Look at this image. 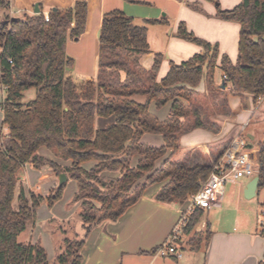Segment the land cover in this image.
Wrapping results in <instances>:
<instances>
[{
  "label": "trees",
  "instance_id": "obj_1",
  "mask_svg": "<svg viewBox=\"0 0 264 264\" xmlns=\"http://www.w3.org/2000/svg\"><path fill=\"white\" fill-rule=\"evenodd\" d=\"M9 5L10 0H0V86L4 93L0 110L6 129L0 146V264H48L39 241L21 242L19 238L28 225H34L44 201L50 208L61 198L66 183L47 198L34 192L27 196L22 188L15 198L18 173L26 164L35 170L48 166L55 175L65 173L76 183L72 202L80 203L78 219L84 234L80 237L73 231L74 239H70L69 228L63 229L54 264H81V251L92 229L105 221L116 222L149 187L165 182L154 200L183 204L208 180L230 141L220 150L214 149L218 153L211 159L193 153L172 161L181 135L203 127L201 97L214 96L222 103L227 94L249 95L254 103L264 98V0H242L232 10H217L218 19L240 25L235 63L219 55L217 45L197 38L179 23L176 37L201 47L202 52L178 65L170 62L160 79V55L154 56L148 70L140 66L138 58L149 53L147 25H166L165 20L135 25L120 11L105 14L96 77L80 80L73 77L74 60L66 54V42L68 38L78 40L84 33L86 2L52 10L48 21L40 13L11 17ZM217 64L225 77L224 89L211 88ZM202 79L206 84L203 94L196 91ZM30 90L35 91L34 99L23 103ZM151 102L157 109L171 102L164 120L149 113ZM110 117L111 124L95 128L96 119ZM144 134L161 136L163 145L142 143ZM257 147L258 196L264 192V135ZM41 148L69 161L70 166L62 169L45 159L38 154ZM134 157L137 161L132 167ZM91 161L95 165L83 169ZM104 172L119 176L106 177ZM205 211L194 208L183 228L182 237H189L191 251L202 244L206 248L210 240L208 225L203 232L197 231ZM64 225L71 227L70 222Z\"/></svg>",
  "mask_w": 264,
  "mask_h": 264
},
{
  "label": "crops",
  "instance_id": "obj_2",
  "mask_svg": "<svg viewBox=\"0 0 264 264\" xmlns=\"http://www.w3.org/2000/svg\"><path fill=\"white\" fill-rule=\"evenodd\" d=\"M77 1L86 2L87 19L85 31L81 37L78 40L68 38L66 42V54L74 60L73 77L75 79H94L96 77L98 39L102 18L112 11L122 12L131 18L135 25H144L147 20H165L167 22L166 25H147L146 38L149 53L138 58L140 66L144 70H148L155 55L162 57L158 79L167 73L170 62L178 65L202 52L201 47L176 37L179 23H184L188 32L197 38L217 45L219 55H226L233 63L236 61L240 25L222 21L216 17V14L218 9L221 11L232 10L242 0H216L218 4L207 0H10L8 11L14 18H22L24 15H35L33 12L37 6L40 14L47 15L52 10L72 8ZM223 82V75L217 64L213 72L211 88L220 87L222 89ZM205 89L206 84L202 79L196 91L203 94ZM225 91L228 93L229 88H226ZM136 100L142 102L144 99L136 98ZM223 101L220 106L216 104V107L207 110L206 115L200 112L203 127L184 132L181 135L179 149L172 156V161H180L193 153H197L202 159H211L218 152H211L208 147L231 141L240 135H244L248 145L254 149L255 143L258 144L263 133L259 128L260 120L252 125L250 118H253L263 106L264 98L254 103L249 95L227 94ZM170 106L171 102L163 108L157 109L155 103L151 102L149 113L162 121L167 117ZM0 115L2 119L1 110ZM1 131H4L3 125L0 128ZM154 141L157 142V147L163 145L159 135L144 134L141 138L142 143L152 147H155L152 143ZM255 150L258 152L257 145ZM45 151L39 150L38 154L55 161L64 169L70 166L68 163L57 161L51 152L46 149ZM164 159L157 162L156 168L161 165ZM136 161L137 157H134L131 163L132 167L135 166ZM93 164L95 165V162ZM26 166L29 165L24 166V173L30 171L25 169ZM43 169L45 171L41 173L39 180H50L49 193V190L57 185L56 177L45 167L41 170ZM103 175L112 178L119 176V174L111 172H104ZM251 180L246 183H232L237 185L236 190L228 195V200L224 191L220 205L213 209L220 213L229 211V204L235 197L238 201L243 199L246 186ZM164 184L165 182L149 187L138 202L131 206L116 222L105 221L93 228L81 251V264L264 263V225L261 224L259 229L248 214L240 209L235 211L236 213L228 225L225 223L214 231L208 227L211 237L203 251L186 250L182 245H178L183 255L179 260L161 258L152 254L151 252L166 240L177 220L189 206V201L183 204L156 202L154 196ZM261 193L263 199L264 192ZM200 229L198 228L197 231ZM31 243H35V241H31Z\"/></svg>",
  "mask_w": 264,
  "mask_h": 264
},
{
  "label": "rangeland",
  "instance_id": "obj_3",
  "mask_svg": "<svg viewBox=\"0 0 264 264\" xmlns=\"http://www.w3.org/2000/svg\"><path fill=\"white\" fill-rule=\"evenodd\" d=\"M217 2V1H216ZM216 4V3H215ZM218 4V2H217ZM186 27V26H185ZM35 91L30 90L24 95L23 103H26L32 99H34ZM4 98V93L0 87V102ZM201 105H203L201 112L204 113L203 115L207 114V110L212 109V107H216L218 104L219 106L222 104L221 99L214 98V96L207 95V97H201ZM205 104V106H204ZM163 108V107H162ZM252 125L256 124L255 122L260 120L259 128L261 129L263 135H264V104L260 108V110L257 112V114L252 118ZM113 122V117L110 118H99L96 119L95 122V128L101 129L105 127L108 124H111ZM3 125L1 115H0V128ZM6 133V129L4 128V131L0 132V146L1 143H3V136ZM156 138V137H153ZM155 147H157V142H152ZM224 143H221L217 146L208 147V150L211 152H214V149H221L220 147ZM257 143H255L254 149L256 147ZM214 150V151H213ZM40 151L46 152L44 148L40 149ZM53 155V154H52ZM54 156V155H53ZM56 157V156H55ZM47 159L46 157H44ZM49 160V159H48ZM56 160L59 162H64L71 164L70 162L64 161L58 157H56ZM50 161L56 163L55 161ZM57 164V163H56ZM58 165V164H57ZM94 166L93 162H87L82 165L83 169L89 170ZM47 170L51 171L54 175L55 173L48 167L44 166ZM42 167V168H44ZM61 167V166H60ZM41 168V169H42ZM62 168V167H61ZM27 173H24V167L22 170L18 173V186L15 193V198L18 195L19 189L22 188L25 192V194L28 196L29 192H34L36 194H40L43 197H45V194L47 195L45 198L49 197L54 188L49 190V187H51L50 180H43L40 181V175L45 171L43 170H35L30 165L26 168ZM64 169V168H62ZM32 171V172H31ZM31 172V173H28ZM116 175L119 174L117 172H114ZM56 177V187L58 186V180L57 175ZM253 177H245L241 180H239V183H246L248 180L252 179ZM237 182V183H238ZM55 187V188H56ZM237 188V185H233L230 181H227L225 184V194L226 199L228 198V195L233 193ZM77 191L76 183L73 180H68L66 182L65 187L62 190L61 198L55 202L52 207H48L47 202L44 201L36 212V220L34 225H28L26 230L21 234L19 240L21 242H37L39 241L41 246L44 248L47 254V262L48 264H54V260L56 255L59 252V245L61 243V236H63L62 232L63 229L66 230V228H69L68 235L70 239H74L73 233L75 232L80 237L83 236L84 231L81 227V223L78 219V212H79V205L80 203H73L72 198ZM48 193V194H47ZM228 200V199H227ZM262 193H259L258 196L254 197L253 199H241V201H238L235 197L233 202L229 204V211H225L224 213H220L218 210L213 209L210 211H205L203 216L201 217L199 228V232H203L205 230V227L208 225L209 229L211 231H214L218 227H221L222 225H228L229 222L232 221L233 215L236 213L237 209H240L241 211H245L248 216L253 220V222L256 223L257 227L260 229L261 224L264 225V207L262 206ZM13 208L17 210V202L14 200L13 202ZM225 218V220H223ZM221 221V222H220ZM65 222H70V225L72 227V230L70 226H65ZM74 231V232H73ZM66 232V231H65ZM189 237H182L181 241H179L178 245L183 246L186 250H191L189 246L187 245ZM199 250L203 251L204 246L203 244L199 248Z\"/></svg>",
  "mask_w": 264,
  "mask_h": 264
},
{
  "label": "built area",
  "instance_id": "obj_4",
  "mask_svg": "<svg viewBox=\"0 0 264 264\" xmlns=\"http://www.w3.org/2000/svg\"><path fill=\"white\" fill-rule=\"evenodd\" d=\"M44 17L45 21H48V14ZM224 79L225 77H223V81ZM258 172L257 150L250 148L244 138L237 137L231 140L221 158L213 166L208 180L201 185L196 194L188 199L187 210L177 220L166 240L156 249L155 255L161 258L181 259L183 255L178 243L181 241L188 215L193 209L201 208L209 211L219 206L227 181L234 184L245 177L254 178Z\"/></svg>",
  "mask_w": 264,
  "mask_h": 264
},
{
  "label": "water",
  "instance_id": "obj_5",
  "mask_svg": "<svg viewBox=\"0 0 264 264\" xmlns=\"http://www.w3.org/2000/svg\"><path fill=\"white\" fill-rule=\"evenodd\" d=\"M35 15L39 14V10L37 8V6H35V10L33 12ZM224 85V82H223ZM222 89H224V86H222ZM257 158H259V154L257 152ZM57 180H58V188H60L63 184H65L68 181V178L66 176L65 173H61L57 176ZM258 181L259 178L257 176H255L254 178H252V180L247 184L246 189L244 191V197L245 199H252L256 196L257 193V188H258Z\"/></svg>",
  "mask_w": 264,
  "mask_h": 264
}]
</instances>
